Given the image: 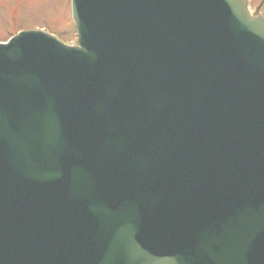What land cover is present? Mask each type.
Returning <instances> with one entry per match:
<instances>
[{
  "label": "water",
  "instance_id": "1",
  "mask_svg": "<svg viewBox=\"0 0 264 264\" xmlns=\"http://www.w3.org/2000/svg\"><path fill=\"white\" fill-rule=\"evenodd\" d=\"M72 17L80 48L0 46V264H264V13L72 0ZM136 126L162 151L113 167Z\"/></svg>",
  "mask_w": 264,
  "mask_h": 264
},
{
  "label": "rangeland",
  "instance_id": "2",
  "mask_svg": "<svg viewBox=\"0 0 264 264\" xmlns=\"http://www.w3.org/2000/svg\"><path fill=\"white\" fill-rule=\"evenodd\" d=\"M33 29L48 31L65 44L75 45L70 0H0V42L18 31Z\"/></svg>",
  "mask_w": 264,
  "mask_h": 264
}]
</instances>
